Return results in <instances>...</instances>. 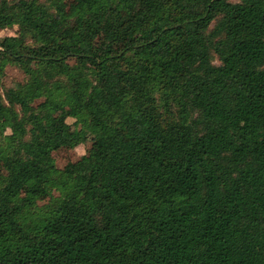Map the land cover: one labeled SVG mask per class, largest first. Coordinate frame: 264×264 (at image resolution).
I'll use <instances>...</instances> for the list:
<instances>
[{"label":"trees","instance_id":"1","mask_svg":"<svg viewBox=\"0 0 264 264\" xmlns=\"http://www.w3.org/2000/svg\"><path fill=\"white\" fill-rule=\"evenodd\" d=\"M9 30L0 264H264V0H0Z\"/></svg>","mask_w":264,"mask_h":264},{"label":"rangeland","instance_id":"2","mask_svg":"<svg viewBox=\"0 0 264 264\" xmlns=\"http://www.w3.org/2000/svg\"><path fill=\"white\" fill-rule=\"evenodd\" d=\"M71 1V0H68ZM16 30H9V31H0V39L5 38L10 35H14ZM24 73L14 67V66H8L4 72V75L2 77V84L7 88H16L22 83H24ZM74 120L68 119L66 125L63 127L64 131V139L65 141L69 142L72 133L74 132ZM82 136L84 137V143L80 146H78L75 150H69V149H61L57 152L53 153L56 166L59 169H63L68 163L70 162H77L82 156L87 154L93 145V136L88 131H82ZM0 172H4L3 169V162H0ZM59 194V191L55 192V195L57 196ZM49 197H45L39 201V205L43 206L48 204Z\"/></svg>","mask_w":264,"mask_h":264}]
</instances>
